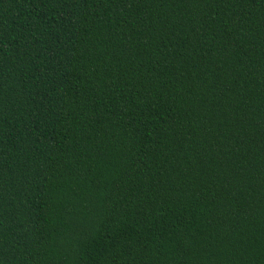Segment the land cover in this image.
Segmentation results:
<instances>
[{
    "label": "trees",
    "instance_id": "1",
    "mask_svg": "<svg viewBox=\"0 0 264 264\" xmlns=\"http://www.w3.org/2000/svg\"><path fill=\"white\" fill-rule=\"evenodd\" d=\"M0 264H264V0H0Z\"/></svg>",
    "mask_w": 264,
    "mask_h": 264
}]
</instances>
